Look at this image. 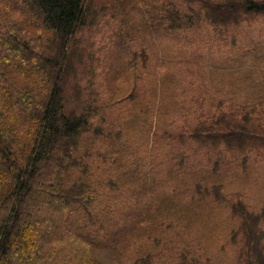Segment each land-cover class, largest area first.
<instances>
[{
    "label": "rangeland",
    "instance_id": "1",
    "mask_svg": "<svg viewBox=\"0 0 264 264\" xmlns=\"http://www.w3.org/2000/svg\"><path fill=\"white\" fill-rule=\"evenodd\" d=\"M247 1H87L68 94L97 110L99 134L82 137V165L66 177L97 192L107 228L129 226L125 264H245L244 225L255 223L244 209L264 232V14H246ZM173 7L195 23L172 31ZM229 113L247 115L243 146L190 136L199 123L222 130ZM135 220L149 223L146 237Z\"/></svg>",
    "mask_w": 264,
    "mask_h": 264
},
{
    "label": "trees",
    "instance_id": "2",
    "mask_svg": "<svg viewBox=\"0 0 264 264\" xmlns=\"http://www.w3.org/2000/svg\"><path fill=\"white\" fill-rule=\"evenodd\" d=\"M87 1L0 0V264H116L119 258L125 264L129 226L107 228L99 217L104 210L95 215L92 208L97 192L82 179L67 180L82 165V137L99 134L93 130L97 110L81 104L80 94L72 107L68 94L81 58L75 38L89 14ZM176 13L174 7L164 13L172 31L195 23L192 15ZM245 13L264 14V3L248 0ZM71 82L79 92L78 79ZM229 114L222 130L219 122L208 129L199 123L190 136L201 145L243 146L242 137H251L247 115ZM143 215L139 210L135 218ZM241 216L255 223L251 231L244 225L245 264H264L259 218L245 209ZM134 227L138 238L147 236L149 223Z\"/></svg>",
    "mask_w": 264,
    "mask_h": 264
}]
</instances>
